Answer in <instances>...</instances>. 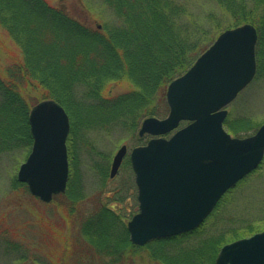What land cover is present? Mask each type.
Masks as SVG:
<instances>
[{"label":"trees","instance_id":"16d2710c","mask_svg":"<svg viewBox=\"0 0 264 264\" xmlns=\"http://www.w3.org/2000/svg\"><path fill=\"white\" fill-rule=\"evenodd\" d=\"M103 1L113 8L119 22L93 29L47 0H0V26L23 50V60L13 62L6 75L0 74V155L18 151L28 154L32 149V106L23 93L32 82L46 90L44 99H54L66 108L74 135L76 128L83 127L121 128L133 135L142 119L168 115V85L188 71L217 37L213 36L214 28L206 29L191 14L188 0ZM214 1L233 19L235 27L248 23L256 27L255 80L263 78L264 0ZM207 18L215 27L220 21L211 13ZM122 79L130 81L134 88L112 99L105 98L104 86ZM86 112L95 117L84 118ZM232 114L229 113L225 127L236 137L253 135L262 125ZM70 157H74L73 148ZM262 172L255 177H261ZM255 173L236 187L249 183ZM103 174L107 176L106 171ZM61 195L71 198L74 204L80 197L71 183ZM220 206L221 203L198 229L147 244L153 260L161 264H215L225 244L261 230V224L231 226L236 225L234 220L224 221L223 215L217 220L223 212ZM111 209L102 207L85 221L81 231L105 264H122L128 250L136 254L144 248L131 243L126 224ZM212 219H216V224L212 222L210 230ZM203 231L207 232L206 237L197 235Z\"/></svg>","mask_w":264,"mask_h":264},{"label":"water","instance_id":"95a60500","mask_svg":"<svg viewBox=\"0 0 264 264\" xmlns=\"http://www.w3.org/2000/svg\"><path fill=\"white\" fill-rule=\"evenodd\" d=\"M258 32L244 24L222 32L167 89L166 118H146L140 136L152 135L131 152L140 211L128 223L134 245L181 235L200 227L221 199L264 161V123L251 136L225 128L227 107L257 74ZM182 122H188L180 127ZM33 146L18 180L49 203L69 182L70 118L55 100H44L29 116ZM174 133L170 138L167 134ZM128 153L117 151L114 178ZM215 264H264V231L226 244Z\"/></svg>","mask_w":264,"mask_h":264},{"label":"rangeland","instance_id":"374dc122","mask_svg":"<svg viewBox=\"0 0 264 264\" xmlns=\"http://www.w3.org/2000/svg\"><path fill=\"white\" fill-rule=\"evenodd\" d=\"M47 1L52 6L64 9L72 17L93 29L99 27L103 29L107 25L119 22L116 12L103 0ZM186 2L191 14L198 17L206 29L214 28L213 36L218 37L225 30L235 27L233 19L214 0ZM209 13L219 17L220 21L216 27L215 23L206 19ZM22 60L23 50L0 26V74L6 75V70L13 62ZM32 83L34 87L33 85L25 87L23 91L32 108L44 100H54L44 99L47 96L46 90L37 82ZM133 88L134 85L127 79L109 81L104 86L102 94L105 98L112 99ZM63 108L66 110L64 106ZM227 109L234 116L249 117L257 124H263L264 77L254 80ZM66 112L68 113L67 110ZM83 115L87 119L95 117L92 112ZM69 118L72 128L70 115ZM145 119H142L137 132L133 135L127 134L121 128L111 130L98 127L76 128V135L71 129L68 139L69 183L72 184L77 195L81 192L75 204L71 198L69 200L61 195L67 192L69 183L65 193L56 195L51 202L46 203L32 195L26 183L18 180L19 169L26 162L31 151L28 154L18 151L0 155V264H105L104 259L102 260L87 243L81 229L85 221H89L104 206L111 207V210L124 221L127 229L128 223L138 212V187L129 156L134 147L144 145L151 139V136L139 137V130ZM226 130L228 131L227 128ZM123 145L128 146L129 154L124 159L119 173L112 179L110 178L112 162ZM70 148L74 150L73 158L70 157ZM261 170H263L262 176L255 177ZM105 171L106 177L103 174ZM256 171L251 176L253 180L243 187L235 186L233 192L229 193L232 191L230 190L221 199L219 204L221 203L223 212L221 211L222 214H219L217 220L223 215L224 221L234 220L236 225L231 224V226L244 228L261 224L259 232L264 231V161ZM216 219L209 222L210 230L212 222L216 224ZM197 235L206 237L207 232L203 231ZM142 248L144 249L136 251V254L128 250L122 264H161L153 260L150 248L147 246ZM108 264L112 263L108 262Z\"/></svg>","mask_w":264,"mask_h":264},{"label":"flooded vegetation","instance_id":"af4514ba","mask_svg":"<svg viewBox=\"0 0 264 264\" xmlns=\"http://www.w3.org/2000/svg\"><path fill=\"white\" fill-rule=\"evenodd\" d=\"M146 136H151V135H146ZM143 137H145V136H142V138H143ZM151 138H152V136H151ZM142 145H143V144H142ZM136 147H137V146H136Z\"/></svg>","mask_w":264,"mask_h":264}]
</instances>
